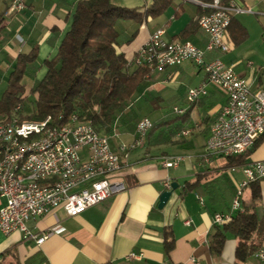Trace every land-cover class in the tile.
<instances>
[{"label": "crops", "instance_id": "obj_1", "mask_svg": "<svg viewBox=\"0 0 264 264\" xmlns=\"http://www.w3.org/2000/svg\"><path fill=\"white\" fill-rule=\"evenodd\" d=\"M78 1H29L27 9L18 15H9L5 3H0V86L3 85L0 96L6 88L17 56L28 53L36 46L37 60L21 81L25 87L24 97L30 95L33 83L42 80L46 74L43 61L55 57L63 37L70 29ZM233 1L251 10L260 5L264 7V0ZM153 2L111 0L115 6L137 9L141 13ZM185 4L192 6L189 13L185 10ZM202 13L198 5L172 0L160 15L147 17L141 25L137 24L139 28L135 37L139 36L140 39L136 45L121 42L116 50L124 54L130 63L149 35L158 28L165 29L166 38L170 41H190L203 49L206 37L197 26H193ZM238 16L233 17L237 22ZM189 27V32L181 35ZM226 41L232 43L229 31ZM208 57L220 58V54H209ZM188 64L150 70L145 88L136 93L130 103L129 108H132L138 121L146 118L143 114L163 109L166 103H170L172 109L187 113V121L168 142L153 145V135L147 133L141 146L128 152L125 157L121 155L125 164L115 177L124 183L126 190L76 217H68L61 208H56L43 217L30 220L28 228L39 236H46L39 246L23 243L17 232L9 235L0 232V264H234L236 240L232 236H227L219 254L210 249L211 237L217 227H221L212 223V217L215 213L229 211L231 197L244 176L241 171L239 175H233L236 171L229 172L225 161L219 158L211 159L209 164L200 160L210 126L225 103V96L221 91L209 87L207 96L183 106L185 102L180 93L183 81L187 77L190 80L187 89L198 87L204 81L200 69L196 73L185 72L183 68ZM231 65L237 67V64ZM130 68L137 69L133 66ZM245 68L249 67L246 65ZM237 75L250 84L252 91L264 89L260 70ZM135 126L130 130V127L125 128L121 124L113 125L108 136L114 150H118L121 144L136 140ZM165 156H181L183 161L177 168L166 170L160 165V159ZM257 161H264V136L251 151L248 162ZM204 174L212 177L210 181H213L215 203L184 186ZM167 179L177 188L172 191L164 207L159 209L160 195L171 190L164 187ZM259 186L261 201L256 207V214L264 223V180L260 181ZM197 197L203 200L202 204ZM2 204L0 200V206ZM187 219L191 220L190 226L184 224ZM165 230L171 231L174 240L168 254L163 245ZM131 253L139 257L128 259ZM247 264H257L253 255Z\"/></svg>", "mask_w": 264, "mask_h": 264}, {"label": "built area", "instance_id": "obj_2", "mask_svg": "<svg viewBox=\"0 0 264 264\" xmlns=\"http://www.w3.org/2000/svg\"><path fill=\"white\" fill-rule=\"evenodd\" d=\"M29 1L0 0L9 15H18L27 9ZM202 8L196 19L197 26L206 37L203 49L190 41H170L164 28L151 33L138 49L129 67L164 70L184 63L200 69L203 83L186 92V101L194 103L207 96L208 88H215L225 96V103L212 122L200 160L209 164L211 159H226L249 152L256 140L264 135V89L252 91L250 84L239 77L232 65L220 58L207 59L209 54L229 51L226 34L231 19L242 14H257L235 1L223 3L212 0H179ZM250 68L251 64H247ZM264 80V67L260 69ZM182 114L180 109H173ZM153 123L140 119L135 126L136 140L121 144L118 150L111 146L110 137L97 131L90 123L81 121L76 114L64 119L47 116L36 120L25 116L21 105L9 115L0 116V232L4 235L17 232L23 243L41 245L46 236L33 233L27 226L30 220L45 216L61 208L68 217H76L87 209L123 193L126 187L115 175L122 169L128 152L141 146ZM181 156L160 159L162 168H177ZM228 170L241 171L244 180L234 191L230 209L215 213L214 225L221 226L231 219V213L241 210L243 188L264 180V161L247 162L230 166ZM171 189L170 180L164 183ZM200 204L203 200L197 197ZM187 226L191 220L184 221ZM131 253L128 259H137ZM253 257L264 264V246Z\"/></svg>", "mask_w": 264, "mask_h": 264}, {"label": "trees", "instance_id": "obj_3", "mask_svg": "<svg viewBox=\"0 0 264 264\" xmlns=\"http://www.w3.org/2000/svg\"><path fill=\"white\" fill-rule=\"evenodd\" d=\"M171 1L154 0L144 13L137 9L115 6L111 0L78 1L70 29L63 37L57 54L53 59L43 61L47 69L45 76L42 80L35 81L30 89V95L35 96V111L30 118L40 120L47 116L57 118L62 115L66 119L76 114L81 121L90 123L97 131L110 134L115 122L127 111L134 95L145 88L150 71L143 67L131 70L124 54L117 52L116 47L121 42L131 43L137 31L127 36L118 32L116 26L121 21L141 25L147 17L160 15ZM230 1L233 0H222L223 3ZM194 25L197 26L196 21ZM189 30L190 27L181 35ZM228 31L230 41L235 45L247 36L245 28L233 18L227 33ZM207 59L211 58L207 56ZM36 60V46L28 53L17 56L6 88L0 96V116L9 115L27 99L24 97L25 87L21 81ZM186 121L187 113L180 116L172 113L155 122L148 131L149 136L153 135V145L168 142L175 133L182 130ZM130 125L131 130L134 125ZM260 138L246 154L224 159L225 167L247 163ZM211 178L207 174L198 175L194 182H187L184 186L187 190L209 197L215 203L217 200L214 199L216 195ZM259 183L260 181L253 182L243 188L240 201L243 210L233 211L230 221L217 227L211 237L210 249L218 254L222 251L227 236L236 240L234 264H247V260L264 243V223L256 214V207L261 201ZM163 245L168 254L174 246L171 231H164Z\"/></svg>", "mask_w": 264, "mask_h": 264}, {"label": "rangeland", "instance_id": "obj_4", "mask_svg": "<svg viewBox=\"0 0 264 264\" xmlns=\"http://www.w3.org/2000/svg\"><path fill=\"white\" fill-rule=\"evenodd\" d=\"M185 10L189 13L192 10V6H190V4H185ZM252 12L257 14H242L238 16V22L246 30V38L236 45L228 41L227 44L229 46V51L225 54L220 55V59L224 64H237V67L234 68V71L237 74H241L244 72L248 73V71L250 73L251 71L259 72V70L264 67V7L260 5L257 8H253ZM138 28V25L131 21H121L116 26L118 32L126 35H131ZM139 39V36L135 37V39L130 44L132 46L136 45ZM247 64H251L250 68L248 69L245 68ZM183 69H185L186 73H196L198 71L197 67L190 64L184 66ZM190 83L191 82L190 80H188V77L182 83L180 93L182 94L181 97L185 102L183 106H188L189 104L186 101V94L184 93L190 86ZM166 104L167 105L164 106L163 109H159L158 111L153 110V112H148L143 115L149 120L153 121V123H155L161 118L166 117V115L168 116L172 114L173 109L170 107L172 105L170 103ZM22 107L24 115L30 116L35 111V96L29 95L23 102ZM131 109V107H128V110L119 117V119L115 122L117 126L121 124L125 128H128L131 126L130 124L135 125L137 123L138 119L131 111ZM117 140L120 141V139ZM220 160L223 161L224 159ZM232 174L235 176L239 175L240 171L237 170Z\"/></svg>", "mask_w": 264, "mask_h": 264}, {"label": "water", "instance_id": "obj_5", "mask_svg": "<svg viewBox=\"0 0 264 264\" xmlns=\"http://www.w3.org/2000/svg\"><path fill=\"white\" fill-rule=\"evenodd\" d=\"M176 188H177V185L176 184H172L170 191L163 192L160 195V197H159V204H158V208L159 209H162L164 207V205L168 201L169 197L171 196L172 191L175 190Z\"/></svg>", "mask_w": 264, "mask_h": 264}]
</instances>
